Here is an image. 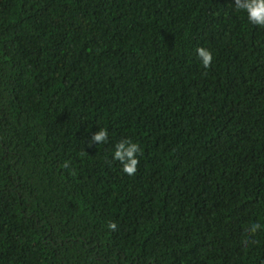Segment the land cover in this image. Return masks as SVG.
Masks as SVG:
<instances>
[{
	"label": "trees",
	"instance_id": "16d2710c",
	"mask_svg": "<svg viewBox=\"0 0 264 264\" xmlns=\"http://www.w3.org/2000/svg\"><path fill=\"white\" fill-rule=\"evenodd\" d=\"M234 2L0 0V264H264V27Z\"/></svg>",
	"mask_w": 264,
	"mask_h": 264
},
{
	"label": "clouds",
	"instance_id": "9594fccd",
	"mask_svg": "<svg viewBox=\"0 0 264 264\" xmlns=\"http://www.w3.org/2000/svg\"><path fill=\"white\" fill-rule=\"evenodd\" d=\"M236 10L243 11L246 14L247 20L253 25L264 27V0H235ZM197 55L200 58L202 65L207 68L213 60L211 51L205 47H198L196 49ZM108 139V131L106 128L100 127L91 136L90 143L98 142L103 144ZM140 146L131 139L124 138L119 140L114 145L113 158L122 163L123 171L132 175L136 171L138 164L137 153L140 152ZM109 228H115V223H110ZM260 225H254L250 229L251 232H256Z\"/></svg>",
	"mask_w": 264,
	"mask_h": 264
}]
</instances>
